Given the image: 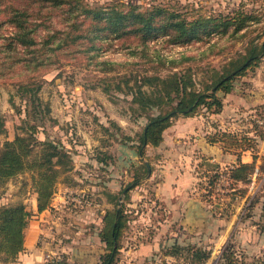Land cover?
<instances>
[{
    "label": "rangeland",
    "instance_id": "374dc122",
    "mask_svg": "<svg viewBox=\"0 0 264 264\" xmlns=\"http://www.w3.org/2000/svg\"><path fill=\"white\" fill-rule=\"evenodd\" d=\"M78 1L82 6L113 5L124 9L134 4L143 8L163 5L184 13L190 19L200 14L235 16L240 10L242 17L249 15L252 21L233 35H214V46L210 52L201 55L199 52L206 48L208 42L168 45L164 39H158L150 41V49L139 45L135 36L101 41L99 38L90 40L88 35L63 43L57 55L51 56L53 60L50 63L45 62L26 76L18 74L21 64L16 68L5 67V72L0 70V146L6 139H14L18 133H27L28 124H36L38 142L34 144L33 157L43 154L46 142L65 148L72 157V167L59 173L53 197L61 192L63 198L57 199L60 204L56 208L60 212L53 213L55 218L62 213V222L70 223L72 227L78 225L77 221L94 227L101 217L104 223L108 209L122 206L128 210L126 216L130 219L123 236H130L144 221H133L134 212H147L162 205L154 194L155 182L150 179L152 171L143 167V162L151 164L157 157L149 153L147 146L145 155L140 157L136 152L139 135L149 118L171 109L176 104L177 95L182 93L168 92L170 75L184 73L187 89L202 90L205 83L216 76V70L222 73L233 69L244 59L252 41L259 43L264 39V0ZM49 14L51 18L46 23L50 28L53 25L55 29L66 26L60 8L51 12L45 8L37 20L42 22L43 17ZM84 15L81 13L79 17ZM45 28L40 26V39L46 34ZM12 31V26H5L0 31L3 33V36L0 34V45L7 42ZM2 47L0 60L8 55L5 56L6 50ZM157 50L164 55L174 54L177 58L170 63L158 61L154 58ZM104 58L110 61L102 63ZM262 61L264 57L259 64ZM29 74L42 82L36 101L19 83L22 77L26 82ZM156 74L165 80H145L147 75ZM188 76L192 77L193 83L189 82ZM240 78H235L234 82ZM46 105L50 108L48 111ZM196 111L202 115L210 112L206 104L199 105ZM156 156L161 155L156 153ZM231 167L220 165L210 167L209 171L200 170L199 178L192 186V191L202 194L215 216H219L220 231L212 232L207 264H223L225 260L221 256L224 250L231 254L234 264H263L264 154L250 180L232 179ZM211 173H218V177L213 185L208 186ZM137 180L138 183L134 184ZM255 195L257 199L253 201ZM35 197L37 191L31 169L0 180V205L23 202L29 210ZM132 209L134 211L130 212ZM53 224L50 230L53 236L43 233L39 240L41 243L46 237H58ZM52 246L47 248H55ZM167 249L164 247L162 251ZM190 257L191 251L184 250L183 261L191 262ZM10 260L0 257V264H8Z\"/></svg>",
    "mask_w": 264,
    "mask_h": 264
},
{
    "label": "trees",
    "instance_id": "16d2710c",
    "mask_svg": "<svg viewBox=\"0 0 264 264\" xmlns=\"http://www.w3.org/2000/svg\"><path fill=\"white\" fill-rule=\"evenodd\" d=\"M79 3L78 0H0V31L5 26L13 27L7 42L0 45V47L3 46L1 49L6 50L5 56L8 54L7 58L3 57L0 60V70L4 71L5 67L16 68L18 64H21L22 68L17 69L19 70L18 74L26 76L29 71L38 70L39 66L45 65V62L50 63L53 60L51 56L57 55L59 47L63 43L76 41L88 35L91 36L90 40L99 38L101 41L135 36L139 39L138 44L147 48L151 46L150 41L158 39H164L168 45H193L200 41L208 42L205 44L206 48L199 52L201 55L210 52L214 46V35L223 36L226 33L233 35L243 27H248V24L250 25L252 22L249 15L242 17L243 12L240 10L235 16L223 13L200 14L190 19L184 13L163 5L143 8L134 4L130 5L128 9H124L113 5L109 7L82 6ZM45 8L50 12L60 8L64 14L66 26L62 29H55V25H53L50 28L46 23L47 19L51 18L50 14L44 16L42 22H39L37 18L43 14ZM81 13L85 14L82 18L79 17ZM41 25L46 27V34H40V39L38 34ZM0 34L3 36L2 32ZM90 46L88 45V48ZM181 54L183 57L186 56L184 53ZM263 57L264 39L259 43L252 41L244 59L238 65L222 73L216 70L214 74L218 76L213 77L211 82L207 81L202 90L187 89L186 81L183 80L186 76L184 73L170 75V81L167 83L168 92L175 90L182 91V93L177 95L176 104L171 109L149 118L139 135L137 148L140 155H145L147 144L154 146L160 144L163 140L164 130L172 124L173 119L178 115L194 114L201 104H206L210 112L219 111L223 106L219 91H230L234 87L235 78L246 74L249 69H254ZM154 58L170 63L177 56L174 54L164 55L157 50ZM105 61L110 60L104 58L102 63ZM33 76L29 74L26 82L22 77L19 79L21 80L19 83L21 88L25 92H30L31 98L36 101L39 98L38 91L42 82ZM187 78L190 83H193L192 77L188 76ZM152 79L158 82L165 80L157 74L145 77L146 81ZM49 109V106L46 105V111ZM262 114L264 115V113ZM254 126H257L256 123ZM36 128V124H28L27 133H18L14 139H6L0 146V180H6L24 170L31 169L37 191L38 209L43 210L51 205L60 171L72 167V157L68 150L66 151L65 148H60L51 142L45 143L43 154L33 157L34 144L38 142L35 136ZM212 137L221 139L226 143V146L234 145L239 140L237 136L228 131H218ZM242 139L253 147V141L249 135H243ZM55 157H57L56 160ZM255 166V162H240L230 168V177L235 180H250ZM143 167L147 171H151L150 162H143ZM209 175L208 186L214 184L218 173ZM136 183L138 180L134 181V184ZM232 194L235 195L236 192L233 191ZM126 212L128 210L122 206L106 211L100 236L106 242L108 251L102 255L100 264H116L123 230L127 225V220H130L127 218ZM29 213L30 211L23 202L0 205V257L4 260L15 259L24 250L25 228ZM184 250L191 251V263L196 264H204L211 253L210 247L194 243L186 245L175 243L165 252L183 256ZM221 257H224L225 260L223 264H234L231 254L227 251L224 250Z\"/></svg>",
    "mask_w": 264,
    "mask_h": 264
},
{
    "label": "crops",
    "instance_id": "0c3cea01",
    "mask_svg": "<svg viewBox=\"0 0 264 264\" xmlns=\"http://www.w3.org/2000/svg\"><path fill=\"white\" fill-rule=\"evenodd\" d=\"M219 94L223 101L219 111L178 115L164 130L159 145L147 144L149 153L157 157L151 163L150 179L155 182L154 194L162 205L147 212H134L133 221H144L130 236L122 235L116 264H192L183 261L182 255L162 251V248L170 249L175 243L212 246L209 242L212 232L220 231L219 216H215L202 194L192 191V186L203 169L209 171L213 166H234L240 162L259 165L264 154V127L257 123L256 117L264 113V61L235 81L230 91ZM218 131L232 132L239 140L226 146L221 139H213ZM245 134L251 137L253 147L242 139ZM58 197L63 198L61 192L43 210L38 209L35 197L28 207L25 248L8 264H42L48 249L63 252L71 264L101 263L102 255L108 251L100 236L103 217L94 227L82 221L72 227L62 222V213L55 218V213L60 212L56 208L60 204ZM52 224L58 237H46L45 244L41 243L40 237L51 233ZM51 244L55 248H47Z\"/></svg>",
    "mask_w": 264,
    "mask_h": 264
},
{
    "label": "built area",
    "instance_id": "2783aa9c",
    "mask_svg": "<svg viewBox=\"0 0 264 264\" xmlns=\"http://www.w3.org/2000/svg\"><path fill=\"white\" fill-rule=\"evenodd\" d=\"M256 121L259 125L264 127V115L256 117ZM42 264H71L70 261L65 257L63 252L48 249L42 261Z\"/></svg>",
    "mask_w": 264,
    "mask_h": 264
},
{
    "label": "water",
    "instance_id": "95a60500",
    "mask_svg": "<svg viewBox=\"0 0 264 264\" xmlns=\"http://www.w3.org/2000/svg\"><path fill=\"white\" fill-rule=\"evenodd\" d=\"M128 188H126L125 190H127Z\"/></svg>",
    "mask_w": 264,
    "mask_h": 264
}]
</instances>
